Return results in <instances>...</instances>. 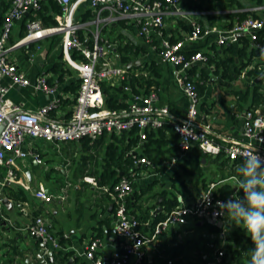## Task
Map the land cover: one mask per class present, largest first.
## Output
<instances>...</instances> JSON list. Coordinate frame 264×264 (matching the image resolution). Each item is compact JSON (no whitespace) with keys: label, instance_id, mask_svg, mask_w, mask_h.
Instances as JSON below:
<instances>
[{"label":"crops","instance_id":"1","mask_svg":"<svg viewBox=\"0 0 264 264\" xmlns=\"http://www.w3.org/2000/svg\"><path fill=\"white\" fill-rule=\"evenodd\" d=\"M243 1L246 3L245 9L258 5L252 0ZM223 4L224 0H221L218 9L212 12L225 14L228 11L241 9L238 5L224 8ZM196 12H200L198 15L201 17L207 14L202 10H196ZM257 13L260 14V12ZM89 14L92 15V18L94 17L89 1L79 2L75 9L76 19L89 21L92 19L88 17ZM103 15L108 16L109 12L104 11ZM113 15V20L104 21L102 24V38L109 47V59L113 65L126 68L131 67L134 63L145 66L147 61L157 60L159 73L155 74H157L156 78L159 84L153 89L158 94L156 101L158 106H166L169 109L165 123L173 124L181 121L189 106V98L181 87L179 76L188 72L195 80L203 82L202 78L206 73L208 79L205 81V90L201 96V118L211 123L218 139L222 142L244 139L243 116L245 111L254 104L255 86L258 85V91L264 94V58L259 56V49L255 47L251 39L245 55L238 53L239 49L244 46L240 40L220 45L217 42L216 34L200 39L195 43L200 45L203 51L210 50L211 46L215 44L218 50L217 61L232 58L229 66L225 67L224 64H221L215 71L214 64L199 61L189 69H181L178 65L160 60L158 50L152 48L140 36L138 25L133 18ZM171 17L165 18V26L169 32L172 31L176 35L179 32L185 33L181 32L182 28H176V20ZM224 23L227 24V21ZM93 28L94 25L90 24L85 35L90 34L89 30ZM25 30L22 21H18L14 26L11 38L19 40ZM62 41V35L56 33L18 46L9 53L10 58L17 62L31 80L35 81L38 76L45 74L49 83L56 84L58 87L56 96L37 90L32 85L27 87L15 85L8 91L7 98L20 104L23 108L31 110H37L55 97L74 98L75 94L67 90V87L80 79L79 72L68 62ZM232 44L234 50L231 51L228 48ZM127 45L133 47L130 52H127L130 56L138 48L141 51L139 56L130 61L133 63L131 66L128 65L130 62L124 65L120 60L119 48ZM138 60L140 63H137ZM253 70H258V73H251ZM136 71H141V68H136ZM260 75L262 78L256 80ZM113 80L118 82L117 77ZM9 82L8 77L3 79V83L6 85ZM247 90H250L249 100L241 102L237 92ZM254 109L264 117V98H259L255 102ZM72 110L73 104L61 101L60 106L52 111L51 116L64 120L71 116ZM111 134L105 133L94 141H69L60 144L28 137L24 147L35 152L42 161L39 162L34 156H27L17 158L16 164L11 167L0 165V194L4 192L13 202L12 206L8 207L3 204L0 196V264H41L37 254L41 249L42 242L39 238L31 236L26 230L28 224L37 214L46 218L50 230L58 236L61 244V248L57 250L46 248L43 254V258L46 260L45 264H81L83 261L88 264H96L94 260L87 258L84 252L89 241L100 231L103 233V237H101L103 247L97 255L108 256L120 246L123 239L117 234L114 198L101 188L97 179V175L105 169L108 163V145L113 142ZM166 135L167 142L162 147L165 154L161 156L160 162L155 165L138 164L140 169V175L136 179L138 187H134L132 192L133 194L136 189L140 190L142 187L152 184V188L137 202L143 208H150L152 218H154V210L162 205V196L159 195L162 190L168 189L175 192L182 203L191 204L202 188L201 182L196 183L193 177L183 175L181 180L185 181L187 187H181L180 180L176 182L178 190L173 189L174 182L171 176L175 170H180L182 160L190 154H197L194 150L197 144H193L189 150L182 152V160L179 158L177 161L173 158V154L175 147L177 149L180 143V136L179 134L173 136L169 131ZM115 142L120 146V149L127 144L119 139H116ZM135 152H143L142 144ZM170 158L172 161L175 159L178 164L175 169H173V165L170 166L172 162L169 160ZM202 161L206 168L205 176L210 184L216 183L218 186L223 182H232L235 185V190H238L236 179L233 178L238 174L235 171L232 172L230 159L226 165H221L219 161H216L214 155L207 154V157H202ZM163 166L167 168L162 172L159 168ZM10 169L13 170V175L9 174ZM229 171L231 174L228 176ZM225 175L227 176L223 178ZM86 176L94 177L98 183L94 184L88 181ZM41 186L53 195L52 200L46 201L37 196L36 191ZM132 194L130 196L133 200L134 195ZM158 201H160L159 204ZM132 210L140 212L137 207H132ZM221 221L223 222L222 226L212 222L222 227L221 233L212 231L207 226V223H211L208 220L201 224V221L191 219L188 224L173 225L164 233L159 245L148 244L146 246L149 258V261L146 260V264H168V259L173 260L172 264H196L202 258H207L215 242L221 238L222 243L231 239L233 231L237 227H233L234 221L227 215ZM51 251L53 252V262H50L49 252ZM58 251L61 252L56 254Z\"/></svg>","mask_w":264,"mask_h":264},{"label":"built area","instance_id":"2","mask_svg":"<svg viewBox=\"0 0 264 264\" xmlns=\"http://www.w3.org/2000/svg\"><path fill=\"white\" fill-rule=\"evenodd\" d=\"M62 6V13L56 16L58 24L45 26L39 19H31L26 22L25 34L15 42L10 38L15 24L23 21L30 12H35L42 6V0H12L10 7L3 12L0 0V124L4 127L0 133V165L13 166L17 158L34 156L42 161L31 149H26L24 144L28 137L43 139L45 141L60 144L69 141H81L89 138L94 141L105 133L123 134L134 128L137 129L140 141L133 147L129 154L136 155V149L140 148L147 138L150 130L162 126L166 121L169 109L166 106H158V94L156 90L149 93L133 94L129 104L124 109H111L106 106L105 95L100 80L118 78V81L127 77L128 69L125 66L113 65L109 59V47L102 38L103 22L113 20V14L122 18H133L138 25L139 34L144 41L158 50L154 44V38L160 39V60L171 62L189 69L195 62H208L209 56L201 49L191 55L187 54V45L200 39L208 38L216 34L220 45L227 42H236L242 36H247L258 49L264 47V40L259 38V30L264 29V5L258 4L247 8L260 12V17L248 16L242 22H237L233 27L220 26L207 27L205 29L196 21V10H187L182 5V0H87L92 7L94 17L91 20H77L75 9L83 0H58ZM109 12L108 16L103 15ZM204 13L212 12L202 10ZM187 18L192 30L184 38L172 41L170 35H164L165 18ZM90 34H86L89 25ZM60 33L62 44L68 62L78 70L80 86L75 96V103L71 116L59 120L51 116L52 111L61 104V98L55 97L37 110L26 109L7 98V93L12 86H34L37 90L56 96L58 87L51 84L45 74L37 77L35 81L19 67L17 62L10 58V51L14 48L29 44L48 35ZM77 52L82 58L73 57ZM105 66L98 71L97 66ZM8 77L9 84H4L3 79ZM195 79L188 72L179 76L181 87L189 98V106L184 118L174 122V128L180 136L179 146L182 151L189 150L193 144H197L203 152L210 155L224 153L232 160H243V154L255 148L257 153L264 157V117L256 109H247L244 113V139L233 142H222L218 139L213 126L204 118H201V96L199 95ZM176 163L174 159L170 166ZM136 164H152L146 156L136 159ZM9 174L13 175L12 169ZM138 172L132 169L131 175L137 176ZM233 178L236 179L235 176ZM86 179L94 184V177L86 176ZM109 192L115 202V214L117 218V234L123 239L120 246L112 254L104 257L97 255L103 247L101 237H93L87 244L84 252L87 258L94 260L96 264H146L148 257L146 246L148 244L159 245L164 233L177 224H188L191 219L195 221L222 220L226 213L221 214L217 201H227L230 198L242 196L238 190L224 199L215 195L216 183L202 189L191 204L181 203L170 211L167 216L154 224L150 232H144L139 228L140 220L128 208V197L134 191L132 180L129 176H122L113 185H101ZM38 197L50 201L53 195L45 187L36 191ZM27 232L37 237L45 244L46 248L57 250L61 248L58 236L49 228L46 218L37 214L26 227ZM224 250L215 252L206 264H220ZM168 259L167 263L172 264Z\"/></svg>","mask_w":264,"mask_h":264},{"label":"trees","instance_id":"3","mask_svg":"<svg viewBox=\"0 0 264 264\" xmlns=\"http://www.w3.org/2000/svg\"><path fill=\"white\" fill-rule=\"evenodd\" d=\"M221 0H182V5L187 10H209L213 11L218 9V6H220ZM256 4H262L264 0H252ZM12 0H2V11L5 12L11 5ZM238 5L241 9L237 11H228L225 14L217 13V12H208L205 16H196V21L202 26L203 29L207 27H213V26H221L223 25L224 28H230L233 27L237 22H242L245 18H247L250 15H253L255 17H260V15L255 12L248 9H245L246 3H244L243 0H224V4L222 7L229 8L231 6ZM62 13V6L58 0H42V6L40 9L36 10L35 12H30L25 16V19L22 21L23 26H25L26 29V22L31 19H39L45 26H52L58 24V20L56 18L57 14ZM89 18H92V15L89 14ZM3 18V17H2ZM2 18L0 19V26L2 24ZM176 20V28H182L181 32L179 34H174L172 31L169 32L167 27L165 26L163 28L164 35H170V39L172 41H176L178 39L184 38L185 35H187L192 30V25L190 21L187 18L184 17H171ZM166 21V20H165ZM224 21H227V24L224 23ZM25 34V33H24ZM22 33L21 37L24 36ZM260 40H264V29L259 30L258 32ZM11 42H15L16 40L13 38H10ZM240 41L244 43V46L239 49L238 53L240 55H245L247 53L248 46L250 45V38L247 36H242ZM154 44L158 45V51L161 50L159 47L160 45V39L155 36L154 38ZM233 44L229 46V50H234ZM132 46H124L122 48H119V52L121 54L120 60L125 65L128 64V62L133 61L134 57H137L140 55L141 51L139 48L132 52V56L128 55L127 52H130V49H132ZM187 54L191 55L199 50H201V46L197 43H189L187 45ZM146 51L145 49H143ZM218 50L215 44L211 46L210 50L204 51L209 56L208 64H214L215 65V71L218 70L219 65L224 64L225 67L229 66V63L231 62L232 58L226 59V60H219L216 59V54ZM73 57L75 58H82L81 55H79L77 52L72 53ZM157 60H151L147 61V64L145 66L143 65H137L133 64L131 67H128L127 71V77L124 79L119 80L118 82H114L113 79H107L104 78L100 80L102 90L105 95V102L106 106L111 109H124L128 106L129 101L133 94H143V93H149L150 91L154 90L153 87H156L159 83L156 78L155 73H159L158 68L159 65L156 64ZM144 67V69H142ZM136 68H141V71H136ZM226 73V71H225ZM251 73H258V70H253ZM208 79V75L205 73V76L202 78L203 82H200L199 80H194L195 84L197 86L199 95L202 96L204 90H205V81ZM80 86V79H77V81L72 82L68 87L67 90H70L73 92L76 96L78 89ZM259 90L258 85L255 86L254 89V104H252L249 109L255 107V102L259 100V98H264V94H262ZM239 95V100L241 102H247L249 100L250 96V90L247 91H239L237 92ZM75 96L73 99H64L62 98V102H69L71 104L75 103ZM170 132L171 135L176 136L178 133L176 132L174 125L170 123H164L162 126L152 129L148 133V138L142 143V153L129 154V152L135 147L139 141V134L137 132V129L134 128L133 130L129 132H124L121 135H118L116 133H112L111 138L112 141L108 145V163L106 164L105 169L100 172V174L97 175V179L100 183V185H113L116 182L119 181V179L126 175L129 176L132 180L133 186L138 187V182L136 181L137 177L140 175L138 164H136V159L140 158L141 156L148 157L152 164H157L161 160V156L164 153L162 147L167 142V132ZM116 139H119L121 142L125 141L127 144L123 146L122 149H120L119 145L115 142ZM85 142L90 141L89 138L83 139ZM178 145V148L175 147V152L173 158L178 159L180 158L182 160V150ZM194 150L197 152L196 155L190 154L188 155L182 162L180 163V170L177 169L174 171L173 175L171 176L174 185L173 189H177L176 182L180 181L183 175L193 177L195 179L196 183L201 182V189H207L210 185V183L207 181L206 178V168L205 164L202 161V157L206 156L207 153L203 152L202 149L195 145ZM177 151V152H176ZM209 155V154H208ZM226 156L224 153H220L215 156L216 161H219V164L226 165L228 160L230 158H225ZM169 160L172 161V158ZM180 160V161H181ZM231 163V169L232 172L235 171L237 173L236 169L238 165L242 163V160L236 159L232 160ZM159 168V167H158ZM167 167L163 166L159 168V170L164 171ZM132 169H135L138 174L137 176H132L131 171ZM229 171L228 176L231 174ZM227 175L223 176L225 178ZM181 187H187V184L184 180H181L180 183ZM152 188V184L142 187L140 190H135V192L132 194L134 195V199L132 200V196L128 197V208L132 213H134L138 219L140 220L139 228L144 232H150L154 226L159 220L165 218L167 214L175 209L178 205H180L182 202L178 199V196L175 192H171L168 189H164L161 192H159V195L162 196V205L164 206L163 211L158 213L154 218H152V213L150 208H143V206L138 205V199L142 197L145 193H147ZM200 189V191H201ZM199 191V193H200ZM235 185L232 182H223L220 183L215 188V195L221 198H228L231 196V194L235 193ZM241 195L242 192H239ZM132 207H137L140 212L137 213L136 211L132 210ZM152 221V223H150ZM207 226L210 227V229L214 232L221 233L222 227L218 226L217 224L213 223H207ZM94 237H103L102 231H100L97 235ZM253 247L252 241L250 237L248 236L247 232L241 227L237 226L232 234L231 239L227 240L226 242L222 243V238L217 240L215 242V245L213 249L210 252V255L207 258H202L200 262H197L196 264H206V262L209 260V257H211L215 252H217L220 249L224 250V255L222 262L220 264H250V249ZM61 251H58L56 254L60 253ZM57 256V255H56ZM148 258V257H147ZM146 260L149 261V258ZM81 264H88L86 261L81 262Z\"/></svg>","mask_w":264,"mask_h":264},{"label":"clouds","instance_id":"4","mask_svg":"<svg viewBox=\"0 0 264 264\" xmlns=\"http://www.w3.org/2000/svg\"><path fill=\"white\" fill-rule=\"evenodd\" d=\"M258 54L264 58V47L259 48ZM236 171L237 189L243 195L217 201V206L250 237V264H264V157L255 148L250 149L243 154Z\"/></svg>","mask_w":264,"mask_h":264},{"label":"water","instance_id":"5","mask_svg":"<svg viewBox=\"0 0 264 264\" xmlns=\"http://www.w3.org/2000/svg\"><path fill=\"white\" fill-rule=\"evenodd\" d=\"M137 63H140V61L138 60ZM133 63L130 62L128 65L131 66ZM105 69V66H102V65H98L97 66V70L98 71H101V70H104ZM262 78V75H260L256 80H260ZM4 125L3 124H0V133L3 129ZM176 167H178V164L177 163H174L173 164V169H175ZM1 198H2V202L3 204H5L6 206L10 207L12 206V201L10 200L9 197L6 196V194L4 192H1L0 194ZM160 203V201H158V204ZM161 211H163V206L162 205H159L153 212V217H155L158 213H160ZM205 221H201L200 223H204ZM208 222H215L217 223L218 225L222 226L223 222L221 220L219 221H216L214 219H209ZM152 223V222H151ZM45 252V244H41V249L40 251L38 252L37 254V257L39 258L41 264H45L46 263V260L43 258V254ZM52 254L53 252H49V255H50V262H53V257H52Z\"/></svg>","mask_w":264,"mask_h":264},{"label":"rangeland","instance_id":"6","mask_svg":"<svg viewBox=\"0 0 264 264\" xmlns=\"http://www.w3.org/2000/svg\"><path fill=\"white\" fill-rule=\"evenodd\" d=\"M236 221H234V224H233V227L235 228L237 226V222L235 223ZM232 227V229H233ZM232 231V230H231Z\"/></svg>","mask_w":264,"mask_h":264}]
</instances>
